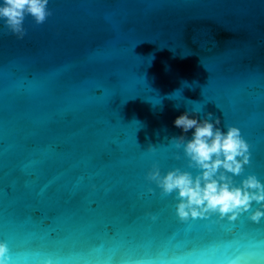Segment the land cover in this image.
<instances>
[{
    "label": "water",
    "instance_id": "95a60500",
    "mask_svg": "<svg viewBox=\"0 0 264 264\" xmlns=\"http://www.w3.org/2000/svg\"><path fill=\"white\" fill-rule=\"evenodd\" d=\"M48 8L41 25L25 18L22 39L0 22L7 264H264V217L180 221L175 193L146 179L153 164L196 175L170 143L174 118L196 109L249 144L234 181L264 184V0Z\"/></svg>",
    "mask_w": 264,
    "mask_h": 264
},
{
    "label": "clouds",
    "instance_id": "9594fccd",
    "mask_svg": "<svg viewBox=\"0 0 264 264\" xmlns=\"http://www.w3.org/2000/svg\"><path fill=\"white\" fill-rule=\"evenodd\" d=\"M48 4L49 0H0V22L8 33L22 39L26 34L25 18L30 16L35 25L43 24L52 15ZM197 113L192 109L176 116L173 126L182 134L170 140L175 148H182L187 166L196 169V175L180 168L162 175L153 164L146 179L155 183L164 196L175 193V214L180 221L206 218L209 214L234 221L251 210L249 219L259 222L264 217V184L254 174L239 184L234 181L250 163L249 144L237 127L226 125V131H222L219 117L205 113L196 119ZM189 130H193L190 139L183 135ZM254 203L258 207L253 208ZM8 260L7 245L0 242V264Z\"/></svg>",
    "mask_w": 264,
    "mask_h": 264
}]
</instances>
